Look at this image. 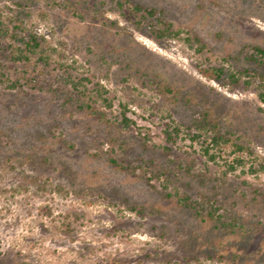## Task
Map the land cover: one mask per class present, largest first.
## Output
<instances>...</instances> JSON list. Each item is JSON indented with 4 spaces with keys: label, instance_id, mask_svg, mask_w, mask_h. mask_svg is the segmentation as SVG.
Returning a JSON list of instances; mask_svg holds the SVG:
<instances>
[{
    "label": "rangeland",
    "instance_id": "rangeland-1",
    "mask_svg": "<svg viewBox=\"0 0 264 264\" xmlns=\"http://www.w3.org/2000/svg\"><path fill=\"white\" fill-rule=\"evenodd\" d=\"M31 35L44 60L15 63ZM244 69L264 74V0H0V264H264Z\"/></svg>",
    "mask_w": 264,
    "mask_h": 264
},
{
    "label": "trees",
    "instance_id": "trees-1",
    "mask_svg": "<svg viewBox=\"0 0 264 264\" xmlns=\"http://www.w3.org/2000/svg\"><path fill=\"white\" fill-rule=\"evenodd\" d=\"M134 10L138 11V12L147 13L151 17H153V15H154V12L147 10V9H143L142 7H139V6L135 7ZM138 24L140 25V23H138ZM164 25L166 26L165 31H169L171 33L172 39L175 40V39L179 38L181 32L173 30L172 24H169V23L165 24L164 23ZM153 28H155V27L153 26ZM187 42L189 44H196L198 46L199 52H201L204 49V45L202 44V42L198 38L187 37ZM43 53H44V49H43V45L41 43L40 38L37 35H31V36H29V38L26 42H23L22 46H19L18 48H16V51L14 50L12 52V60L15 63H24V64L30 63L34 57H38V58L44 60L42 57ZM212 71L215 74V76L218 78H220L223 74V70L220 68H212ZM231 79H232L233 83L237 84V83L243 82L246 88L253 89L255 91L259 101L262 104H264V74L263 73L244 69V70H240V71H237L235 73H232ZM84 82H89V80L86 78H82L80 80L70 78L68 80V84L71 86V88L75 92H78V93L82 94L83 96L88 97L91 93L94 92V90H89L88 86ZM16 84L17 83L12 84L10 86V89H14L16 87ZM96 93H97L96 95L99 99H101L103 102L107 103V107H109V108L112 107V103L110 101H108L106 98H104V96H103V94L108 93L104 88H102L101 91L97 90ZM122 114H123V123L127 128H131L132 126L135 125V123L131 119L126 117V108L123 110ZM178 131H179L178 127L173 128V132L166 131L165 134L167 136V139H169L170 141H174L175 138L173 137V133H177ZM195 137L198 138V136H193L192 140L195 139ZM211 142L213 143L212 149H214V147H215L219 151L221 150V146L223 144H225V141L223 140V138L221 136L213 137ZM202 148H203L204 155L210 161L215 162L217 156L215 153L211 154L209 146L202 147ZM238 150L242 152L243 148L238 147ZM227 166H228V171L233 172L237 168L246 167L247 161L242 156H237L232 161V163L228 164ZM249 169L253 173L257 174L259 172H264V165H261L259 170H255V169L253 170V166H251V168H249ZM18 264H25V263L20 262Z\"/></svg>",
    "mask_w": 264,
    "mask_h": 264
}]
</instances>
